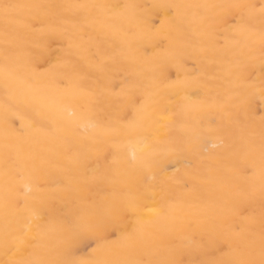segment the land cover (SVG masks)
Instances as JSON below:
<instances>
[{
    "label": "snow or ice",
    "instance_id": "snow-or-ice-1",
    "mask_svg": "<svg viewBox=\"0 0 264 264\" xmlns=\"http://www.w3.org/2000/svg\"><path fill=\"white\" fill-rule=\"evenodd\" d=\"M114 7L104 4H0L4 34L0 78L8 98L14 103L33 104L40 111L63 104L70 94L86 100L79 111L69 110L73 119L68 123L59 120L48 125L26 122L25 128L51 141V146L41 148L32 157L41 161L39 166L30 165L19 156L13 159L5 154L6 178L23 189L14 191L11 199L5 198V210L26 211L29 216L22 229L6 227L2 242L6 258L0 260V264H264V114L259 118L258 142L250 118L252 100L257 92L264 103V0L259 3L151 5L152 9L170 18L181 45L169 57L171 62L185 66V61L192 60L198 65L191 82L183 89L169 85L168 91L161 93L123 79L116 93L117 86L99 80L93 85L86 84L84 81L88 77L75 66L70 88L58 80L50 83L36 80L37 71L32 54L25 47L26 39L29 34L44 31L45 27L48 36L63 42L67 51L75 50L86 61L88 69L111 80L110 68L120 64L125 48L131 46L130 35L105 12ZM181 8L205 11L193 19L182 15ZM217 9L220 10L218 14H209V10ZM117 38L118 49L114 46ZM109 48L113 51L109 52ZM222 88L228 90L226 102L216 107L224 111L230 125L241 132L239 140L231 142L230 129L219 136L223 147L220 159L231 162L224 177L225 186L231 187L233 180L239 181L237 195L241 202L251 205L253 182L258 177L259 216L257 218L254 209L241 212L245 227L234 230L219 242L216 258L185 260L177 258L179 248L171 240L144 229L139 220L129 229L126 220L129 213L137 212L144 195L155 196L165 184L183 183L187 189V181L167 175L169 165L176 167L188 157L200 160L201 152L207 150L195 129L182 119H176L178 113L171 107L172 97L182 94L185 104L179 115L185 116L194 108H203L214 92L219 97ZM232 89L243 91L233 92ZM112 94H115L114 100ZM137 94L141 97L139 102ZM113 103L130 109L131 116L124 112H107V122L94 118L101 105ZM5 107L8 111L10 106ZM80 120L88 121L84 134L71 139L60 135ZM208 131L215 129L209 127ZM23 134V131L19 133ZM114 135L134 138L138 152L132 153L131 160L122 156L120 144L110 141ZM92 165L93 175L89 177L85 169ZM198 173V166L187 173L193 187L206 179ZM129 176L137 185L135 192L130 190L129 181L122 178ZM49 182L54 185L55 195L47 199L65 202L74 198L77 201L75 211L64 213L54 204L47 207L46 214L31 211L30 194L47 193ZM92 184H108L120 190L119 195L93 200L88 195ZM174 206L175 201H170L169 209ZM160 215L166 216L167 212L161 209ZM81 246L92 248L87 257H78L77 249Z\"/></svg>",
    "mask_w": 264,
    "mask_h": 264
},
{
    "label": "bare ground",
    "instance_id": "bare-ground-1",
    "mask_svg": "<svg viewBox=\"0 0 264 264\" xmlns=\"http://www.w3.org/2000/svg\"><path fill=\"white\" fill-rule=\"evenodd\" d=\"M259 3L260 0H0L3 3H24V4H104L116 6L113 9L105 10L113 16V23L120 27L123 32L130 35L131 46L125 48L120 64L110 68L111 80H105L100 73H94L86 66V61L81 59L75 50L67 51L63 42L54 40L47 34V27L44 31L29 34L25 47L31 52L32 62L36 68V80L50 83L58 80L70 85L73 66L78 68L86 77L85 83L93 85L99 80L109 86H117L116 93H119V83L123 79L140 83L151 89L166 93L169 85L176 89H183L191 82L194 70L198 65L192 61L184 62L181 66L177 62H171L169 57L181 46L178 43L177 34L173 28L170 18L163 12L152 9L153 4H176V5H203V4H227V3ZM137 6V7H125ZM180 13L184 16L196 19L204 13L203 9L181 8ZM220 10H209V14H218ZM119 35V34H118ZM172 43L171 48L169 47ZM115 48L120 47L119 39L114 40ZM4 34L3 20L0 18V67L3 66L4 57ZM94 51V49H93ZM113 51L112 48L108 49ZM257 76L259 68H256ZM215 83V82H213ZM17 86H14L16 88ZM233 92L243 90L232 89ZM228 90L222 88L219 97L215 92L208 98L203 108H194L187 115H179L181 106L185 104L182 94L172 97V109L178 113L176 119H182L186 124L195 129L207 150L201 152L200 160L188 157L181 161L176 167L169 165L168 176L175 175L182 181H187L188 188L183 183H167L163 190L155 196L144 195L135 213H129L126 224L129 229L139 223L144 229L155 233L158 237L171 240L179 248L177 258L185 260H211L216 258V248L219 242L232 234L234 230L245 227L246 221L241 212L247 213L255 210L259 216L260 191L258 177L253 182L255 190L252 204L241 202L237 195L239 181L233 180L232 186H225L224 177L228 174L230 161L220 159L223 147L220 144L219 136L225 133L226 129L232 132L229 141L239 140L241 132L233 128L227 120L224 111L216 105L226 102ZM55 95V93H53ZM113 100L115 94H112ZM139 102L141 97L137 94ZM86 104V100L79 96L69 95L63 104L53 105L51 110L40 111L33 104L14 103L8 98L3 79L0 78V260L5 259L3 250V236L6 227L22 229L28 222L29 212L4 207L5 198L11 199L13 192L18 188L9 178L5 176L4 158L7 153L10 158L19 156L30 165H40L41 161L32 159L33 155L40 152L43 147L51 146V141L40 136L34 130L25 128L27 121L31 120L38 124L48 125L51 121L59 120L64 123L70 122L73 118L69 116V110L79 111ZM6 105L9 110L6 111ZM102 109V110H101ZM124 112L131 116V110L124 105L113 103L111 106L103 104L97 109L96 116L107 122L106 113ZM264 114V103L261 102L259 94L252 100V111L250 118L252 128L256 133L257 142L259 137V118ZM7 121V124H6ZM86 120H80L76 126H70L66 132L60 135H67L70 139L73 136L84 134ZM209 127L215 129L209 132ZM23 131V135L19 133ZM91 134V129H88ZM122 146V156L131 160L132 153L138 152V146L134 138L123 135H114L109 138ZM217 145L215 148L213 145ZM109 147V145H104ZM199 167V175L205 177L204 182L196 183L193 187L192 181L187 173L193 168ZM94 165L85 169L89 177L93 175ZM129 181L130 190L136 191L137 185L131 176L122 177ZM43 183L44 181L41 180ZM49 191L45 194L31 193L30 202L33 213L46 214L50 204L63 210L64 213H71L77 208V201L71 200L60 202L50 201L48 196L55 195L54 185L49 182ZM129 189H122L128 191ZM120 190H114L108 184L89 185L88 195L96 201L111 199L119 195ZM175 201V206L169 209V202ZM167 212L166 216L160 215V210ZM95 247V244H92ZM92 248L81 246L77 249L78 257H87Z\"/></svg>",
    "mask_w": 264,
    "mask_h": 264
}]
</instances>
